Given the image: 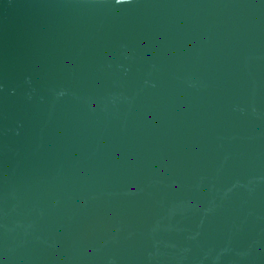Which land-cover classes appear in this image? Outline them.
<instances>
[{
    "label": "water",
    "instance_id": "obj_1",
    "mask_svg": "<svg viewBox=\"0 0 264 264\" xmlns=\"http://www.w3.org/2000/svg\"><path fill=\"white\" fill-rule=\"evenodd\" d=\"M0 264H264V0H0Z\"/></svg>",
    "mask_w": 264,
    "mask_h": 264
}]
</instances>
